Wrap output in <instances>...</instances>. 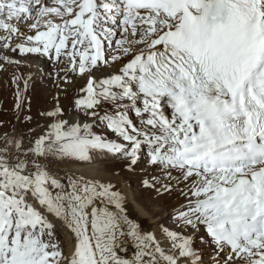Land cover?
Instances as JSON below:
<instances>
[{
	"label": "snow or ice",
	"instance_id": "6c2138e0",
	"mask_svg": "<svg viewBox=\"0 0 264 264\" xmlns=\"http://www.w3.org/2000/svg\"><path fill=\"white\" fill-rule=\"evenodd\" d=\"M6 53L85 83L0 134V264H264V0H0ZM97 158L156 173L167 223L129 218Z\"/></svg>",
	"mask_w": 264,
	"mask_h": 264
},
{
	"label": "rangeland",
	"instance_id": "374dc122",
	"mask_svg": "<svg viewBox=\"0 0 264 264\" xmlns=\"http://www.w3.org/2000/svg\"><path fill=\"white\" fill-rule=\"evenodd\" d=\"M17 55L19 56L18 53ZM24 57L17 59L21 61L19 66L9 65L12 67L11 72L0 70V134L5 132L10 134L15 131L14 135L27 137L30 135L29 128L35 127L37 123L41 125L46 123L39 114L52 110L57 105L55 98H58L59 106L67 113L79 88L85 83L79 77H70L75 83L69 86L62 79L64 74L61 72L58 76L56 69L47 58L44 60L49 64L39 69L35 67L34 62L25 63ZM13 75L20 77L17 83H12ZM26 80L27 88L25 89ZM17 91L20 93L21 102L19 112L16 109ZM18 115L19 119H17ZM27 115L32 116L30 123L24 121V116ZM98 162H102L103 168H107L106 170L110 173L113 169L119 171L121 168L119 162L111 159L98 160ZM152 174L156 173H153L151 169L147 171L138 169L135 173L122 171L119 176H114L112 181L118 185L119 190L121 187L126 189L125 192L121 190L126 197V207L131 204V196H133L134 200L147 211L148 216L156 219V224L161 221L167 223L166 213L176 201L156 199L152 192L142 187L141 181L150 178Z\"/></svg>",
	"mask_w": 264,
	"mask_h": 264
},
{
	"label": "bare ground",
	"instance_id": "6f19581e",
	"mask_svg": "<svg viewBox=\"0 0 264 264\" xmlns=\"http://www.w3.org/2000/svg\"><path fill=\"white\" fill-rule=\"evenodd\" d=\"M6 54L11 55L13 59L21 58V56L20 55L18 56L17 54H11V53H6ZM44 59L39 58L35 54H32L30 57L29 56L24 57L25 63L30 64L34 62V64L36 65L35 67L36 68L39 67V69L49 64V63H46ZM117 67H119V65H116V67L113 66L112 70H114ZM4 71L11 72L12 67L9 65H5ZM4 71H3V75H5ZM97 75L100 76L101 73H97ZM14 133L15 131L10 132V135H14ZM98 160H110V159L97 158L94 161V163L79 165L78 168L80 171L84 172L86 175H90V176L106 175L107 178H111L113 180L114 176H112L111 173L106 170L107 168H103V166L101 165L102 162H98ZM120 190H122L123 192L126 191L124 187H121ZM125 209H126L127 214L129 215V218L136 219L138 223H141L144 229L151 230L155 227L154 224H156V219L150 218L148 216L147 211L143 209V206H141L134 200L133 196H131V204L128 207L125 206ZM127 255H131V249L128 250Z\"/></svg>",
	"mask_w": 264,
	"mask_h": 264
}]
</instances>
